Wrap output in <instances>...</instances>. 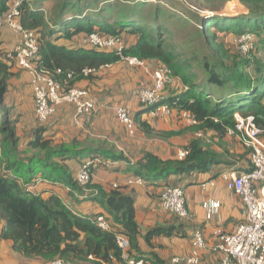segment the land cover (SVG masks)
Masks as SVG:
<instances>
[{
    "label": "trees",
    "instance_id": "obj_1",
    "mask_svg": "<svg viewBox=\"0 0 264 264\" xmlns=\"http://www.w3.org/2000/svg\"><path fill=\"white\" fill-rule=\"evenodd\" d=\"M17 1L21 24L38 35L39 68L49 72L64 89L92 79L95 70L124 57L157 61L168 66L185 85L180 93L161 103L190 112L197 121L195 130L225 136L230 129L237 131L235 114L239 113L254 117L264 139V62L252 59L258 50L252 49L246 57L233 51L227 42L230 34L240 37L254 32L264 48V0H179L183 7L176 11L155 0H0V16ZM232 1L241 2L248 13L237 17L218 14ZM94 33L121 38L125 47L107 51L88 44L72 48L61 43L80 36L89 39ZM10 52L0 51V143L4 153L0 157V238L11 240L14 252L49 263L62 258L73 264H128L117 242V235L123 234L130 242L129 257L142 258L145 264H163L156 254L143 255L139 239L143 237L152 247L157 238L183 234L181 218L175 215L172 223L158 224L143 234L135 194L121 186L107 188L93 183L95 166L101 164L96 160L125 158L123 152L75 139L55 143L46 135L47 125L39 123L28 142V162L18 158V119L4 107L16 62L14 57L8 58ZM135 122L147 135L161 134L142 119L141 113ZM186 149L189 154L183 159H163L145 151L135 162L134 172L144 182H156L172 174L205 172L223 161L203 137L194 138ZM84 154L93 160L92 178L85 187L65 164ZM39 166L48 168L43 176L46 180L65 183L73 190L87 189L84 197L102 205L111 216L110 229L101 228L97 216L76 214L58 195L32 193L27 182L36 178ZM24 170L30 173L29 178H25ZM167 186L176 185L164 188Z\"/></svg>",
    "mask_w": 264,
    "mask_h": 264
},
{
    "label": "crops",
    "instance_id": "obj_2",
    "mask_svg": "<svg viewBox=\"0 0 264 264\" xmlns=\"http://www.w3.org/2000/svg\"><path fill=\"white\" fill-rule=\"evenodd\" d=\"M7 30L14 36L13 43H3V46L13 50L18 37L12 30L8 28ZM61 43L72 48L87 44L83 36L72 41L62 40ZM14 64V75L7 83L8 93L4 107L18 119L17 135L20 139L18 158L28 162L31 154L28 151L30 150L28 142L32 137V131L39 127L40 122L35 114L32 74L21 68L17 62ZM160 64L147 60L146 66H135L120 61L95 70L92 79H84L74 85L91 92L97 105L94 115L81 125H77L74 121L75 107L63 102L57 106L55 114L45 124L46 135L55 143H71L75 139L85 144H103L119 153L123 152L125 158L99 159L101 164L95 166L93 183L102 184L107 188L121 186L125 192L135 194L136 214L143 234L158 224L163 225L176 220L175 215L161 206L160 197L167 184L183 186L191 214L190 219H181L185 225L183 234L157 238L152 247L141 237L140 249L145 256L156 254L163 264H184L174 263L172 259L191 254L193 232L195 229H201L206 240V248L202 251V264H220L221 254L214 248L221 242L223 234L233 232L236 226L246 219V210L240 196L227 188L222 173L230 169L250 170L252 166L250 151L236 134L228 133L219 137L213 131L205 135L195 130L183 111L175 108H171L170 111L157 108L153 111L142 106L137 91L141 87L152 85L154 70ZM184 86L182 80L175 77L164 90L166 99L180 93ZM119 106L127 107L133 115L134 123L131 127L119 121L117 117ZM139 113L142 114L143 120L149 122L155 131L161 134L147 135L135 122V117ZM21 120H26L28 129L30 128L26 137L23 131H20ZM197 137H203L206 145L223 161L213 164L205 172L172 174L156 182L138 181L139 176L135 174L133 166L142 157L143 152H153L163 159H180V153ZM83 156L65 161L74 177L77 176L82 163L89 159L86 158L87 154ZM96 161L98 162V159ZM45 171H48V168L39 166L36 178L27 182L32 193L45 197L58 195L76 214L90 217L106 215L112 220L102 205L84 197L86 195L84 193L89 192L87 189L73 190L65 183L46 180L43 177ZM24 176L29 178L30 173L24 170ZM211 200L219 202L220 208L218 213L209 217L205 204ZM2 225L0 218V234ZM0 264H49V262L18 254L13 251L11 240L0 238Z\"/></svg>",
    "mask_w": 264,
    "mask_h": 264
},
{
    "label": "built area",
    "instance_id": "obj_3",
    "mask_svg": "<svg viewBox=\"0 0 264 264\" xmlns=\"http://www.w3.org/2000/svg\"><path fill=\"white\" fill-rule=\"evenodd\" d=\"M19 1L14 3L11 9L0 16V32L9 27L17 35L18 42L8 54V58L14 57L18 65L32 74L31 85L35 101V114L41 124H46L55 114L57 106L68 102L75 107L74 121L77 125L86 122L94 115L97 109L96 101L91 92L86 88L70 87L68 90L55 80V78L43 68H39L36 61L39 55L38 35L23 27L20 22L21 13ZM90 47L101 50L122 51L125 47L124 40L118 37H101L98 33L92 34L85 39ZM252 34L246 32L239 37V49L247 55L251 48ZM253 47V45H252ZM123 61L129 65L146 66V61L137 57H124ZM90 70L86 71L89 73ZM154 81L148 87H141L137 91L139 100L145 107L151 110L163 108L170 111L169 104L161 103L166 99L164 90L167 85L174 81L175 76L171 69L160 64L153 73ZM191 124L197 121L188 111H183ZM119 121L127 126L134 123L133 115L125 106L117 108ZM237 131L230 129L228 133L236 134L250 151L251 169L239 171L230 169L222 173V177L228 189L235 191L241 198L245 210L246 219L239 223L235 230L223 234L221 242L214 248L221 254L220 264H264V139L263 130L254 122V117H243L235 114ZM84 125V124H83ZM134 132L133 130L131 131ZM199 135H201L199 133ZM2 145L0 143V154ZM189 154L188 149L180 153V159ZM98 161H101L98 159ZM95 162V161H94ZM93 160H85L77 173V180L81 186H86L91 181L90 167ZM139 182H144L138 178ZM161 206L181 219H190L191 214L187 207L185 189L181 185L167 186L163 189L160 197ZM208 216L218 213L220 203L209 201L205 204ZM98 225L103 229H110L111 220L106 215L96 217ZM117 242L123 249V257L128 264H145L142 258H132L127 254L130 247L128 238L123 234L117 235ZM206 248V240L201 229L193 232V246L191 254L186 257H174L172 262L184 264H202V251ZM49 264H73L62 258H56Z\"/></svg>",
    "mask_w": 264,
    "mask_h": 264
},
{
    "label": "rangeland",
    "instance_id": "obj_4",
    "mask_svg": "<svg viewBox=\"0 0 264 264\" xmlns=\"http://www.w3.org/2000/svg\"><path fill=\"white\" fill-rule=\"evenodd\" d=\"M155 1L165 3V4H167L166 6L169 5L171 8L174 9V11L181 10V7H183L182 3H180L179 0L175 1V2H168L167 0H155ZM49 10L50 9H48V17L50 16V11ZM247 13H248L247 8L239 1H232V2L227 3L225 5V7L221 11L218 12V14H220V15L231 16V17H237V16H240V15H245ZM188 14H189V11H187L186 15L189 16ZM204 14H206V12H204ZM207 15H210V14H207ZM190 18L194 19V16L190 15ZM204 24L206 26L207 22L204 21ZM172 26L176 27L177 25H175L172 22ZM7 28L10 29L9 27H5V30L3 29V31H1V33H0V45L2 46V48H0L2 50H0V51H3V49L4 50H8V51L10 50L7 47L3 46V43H7V44L8 43H13L14 36L11 34V31L7 30ZM10 30H12V29H10ZM250 33L252 34V40H251V43H250L251 44V48H253V50L254 49L258 50L256 53L251 55L252 59L260 60V61L264 62V48L262 46L261 39L254 32H250ZM229 36H230V38L227 37V42H228V45H230L231 49L233 51H235L236 53H237V51H240L242 53V51L239 49V37H236V35H234V34L229 35ZM1 39H3V40L1 41ZM252 45H253V47H252ZM259 49H260V51H259ZM247 56L248 55H246V57ZM248 58H250V56ZM27 124H28V122L26 120L25 121L21 120L20 131H23L24 137H26L28 135L29 129H30V128L28 129V125ZM28 151L31 152L30 150H28ZM3 154L4 153H3V146H2V153L0 154V157Z\"/></svg>",
    "mask_w": 264,
    "mask_h": 264
}]
</instances>
